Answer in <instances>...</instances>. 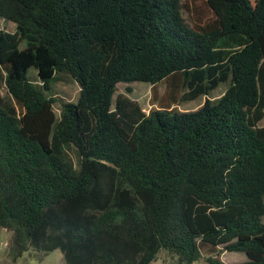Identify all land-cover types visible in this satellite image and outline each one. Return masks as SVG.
Instances as JSON below:
<instances>
[{
    "label": "trees",
    "instance_id": "1",
    "mask_svg": "<svg viewBox=\"0 0 264 264\" xmlns=\"http://www.w3.org/2000/svg\"><path fill=\"white\" fill-rule=\"evenodd\" d=\"M0 17L16 25L0 29V229L13 258L149 264L165 249L181 264H264V0H0ZM64 69L79 91L56 114L46 90ZM132 80L151 83L147 112L115 93Z\"/></svg>",
    "mask_w": 264,
    "mask_h": 264
},
{
    "label": "rangeland",
    "instance_id": "2",
    "mask_svg": "<svg viewBox=\"0 0 264 264\" xmlns=\"http://www.w3.org/2000/svg\"><path fill=\"white\" fill-rule=\"evenodd\" d=\"M183 16L188 19L187 12L183 10ZM0 29L14 32L16 31V25L14 22L0 17ZM25 41L20 42V47L25 46ZM27 75L32 80L37 82V70L34 65H31L27 69ZM228 84L227 81H221L216 88L211 90L209 95L198 96L193 99L179 100L178 108L180 109H192L200 106L205 97L215 98L221 94ZM126 86H130V91L126 90ZM159 95L163 94L165 84L163 82L158 83ZM79 91V84L75 78L70 74L68 70H57L54 76L50 79V88L46 90V93L55 95L56 101L54 102V110L58 114L60 103L63 100H76ZM125 92L130 97L135 99L141 104L144 111H148L151 106V83L144 80H132L130 82L119 81L117 83L116 92ZM115 95V94H114ZM156 103L154 104V106ZM66 156L69 160L72 159L74 169L79 166L77 159L76 148L70 144L66 146ZM71 157V158H70ZM74 160V161H73ZM264 221V215L262 216ZM11 230L7 228L0 229V264H67L63 258V255L59 249H54L46 253L42 258H38L32 249L24 251L21 255L13 258L10 248ZM221 258L227 261L241 260L245 257V254L241 251H229L222 250ZM149 264H181L177 258L169 253L165 249H161L157 256L150 261ZM193 264H208L204 257L199 258Z\"/></svg>",
    "mask_w": 264,
    "mask_h": 264
}]
</instances>
